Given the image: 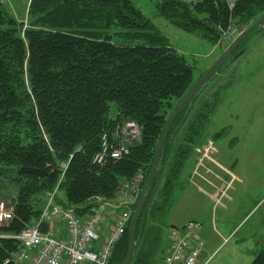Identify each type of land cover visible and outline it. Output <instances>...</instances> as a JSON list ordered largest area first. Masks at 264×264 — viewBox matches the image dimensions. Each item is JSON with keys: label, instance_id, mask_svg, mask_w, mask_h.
Returning <instances> with one entry per match:
<instances>
[{"label": "trees", "instance_id": "obj_1", "mask_svg": "<svg viewBox=\"0 0 264 264\" xmlns=\"http://www.w3.org/2000/svg\"><path fill=\"white\" fill-rule=\"evenodd\" d=\"M158 10L174 27L214 44L233 19H250V26L262 17L264 0H239L231 12L223 0L193 6L161 0ZM27 22L22 31L24 23L0 4V179L18 186L14 217L0 227V235H18L36 220L43 199L56 186L62 194L58 203L76 208L80 216L89 208L77 207L95 197L113 200L118 187L138 171L145 183L167 120L194 84L192 67L132 0H30ZM113 28L120 31L112 32ZM210 100L190 111L170 159L174 138L169 139L185 109L173 121L157 190L131 264H157L162 259L161 218L175 178L214 112ZM125 121L141 128L139 142L122 159L94 166L91 160L100 148L101 134H110ZM63 163L67 167L62 173ZM21 168L41 170L45 176L18 175ZM138 200L112 247L109 264H121L126 256ZM141 221L142 216L136 236ZM19 249L18 241L0 238V264H11L5 261ZM251 264H264V249Z\"/></svg>", "mask_w": 264, "mask_h": 264}, {"label": "rangeland", "instance_id": "obj_2", "mask_svg": "<svg viewBox=\"0 0 264 264\" xmlns=\"http://www.w3.org/2000/svg\"><path fill=\"white\" fill-rule=\"evenodd\" d=\"M2 1L0 0V3ZM27 1L25 0L20 8H24ZM160 1L132 0L155 28L167 38L169 46L183 56L192 67L194 83L221 57L228 47L230 33L237 34L251 23L250 19H233L225 30H221L220 37L214 44H210L195 34L174 27L163 18L158 10ZM29 3L30 0L27 2V7ZM20 19L23 21L18 19L17 21L24 23L22 28L24 31L29 23L24 15ZM113 31L120 30L113 28ZM208 99H211L209 104L213 103L215 106L214 112L199 136L195 138L191 154H194V148L198 147L197 145L209 139L214 141L219 150L218 158L219 163L224 167L223 170H229L230 159L237 158L238 164L251 172L244 182L249 192L245 195L241 190L234 197V189L240 186L233 181L230 183L223 181L224 193L217 196V203L212 208L209 200H206V195L211 194L212 188L197 177L190 176L193 163L190 156L184 169H180L179 175L175 178L168 211L166 210L161 218L167 227L170 226L171 219L175 217L182 221V218L194 216V219L208 225L215 218L218 221L221 215L234 221L244 212H249L244 209L249 203L250 206H254L255 195L264 194V28L248 33L235 52L222 64L219 72L198 95L194 107L200 108L202 102ZM113 111L114 107H112V113ZM179 133L175 134L172 145L170 144V159L174 157L181 143ZM63 165L67 163L60 165L62 173L65 171ZM213 170L223 180L230 179L222 170L221 172ZM214 176L207 175V180L214 182ZM198 189L199 193L196 192ZM54 191H56V198L60 200L62 194L57 186L52 192ZM17 194V184L8 179H0V198L15 199ZM227 196H232L233 199L230 202L226 201V209L221 211L220 199ZM46 197L43 199L44 202ZM38 218L26 227L34 226ZM8 225L9 223L2 224L0 227ZM204 242L209 250L219 243L211 232ZM227 242L219 246L206 264H251L256 254L264 249V197L236 227Z\"/></svg>", "mask_w": 264, "mask_h": 264}, {"label": "built area", "instance_id": "obj_3", "mask_svg": "<svg viewBox=\"0 0 264 264\" xmlns=\"http://www.w3.org/2000/svg\"><path fill=\"white\" fill-rule=\"evenodd\" d=\"M196 5L203 0H181ZM229 11L238 0H223ZM231 32L230 34H232ZM141 137V128L134 121L116 125L112 132L102 133L100 148L91 163L103 167L107 161H117L127 156ZM213 143L201 148L197 170L205 169L204 162H212ZM67 165H63L65 170ZM208 169H205L207 172ZM144 182L138 171L130 181L117 189L116 203L111 204L94 198L91 207L82 215L76 208H64L56 198V191L47 195L37 223L25 227L18 235L0 236L20 243V249L10 255L5 263L11 264H109L113 245L122 237L130 220L131 207L136 203ZM15 202L0 198V225L14 217ZM105 217L111 219L108 232L102 233ZM199 222H189L182 230H173L168 253L159 264H199V256L205 245L198 236Z\"/></svg>", "mask_w": 264, "mask_h": 264}, {"label": "crops", "instance_id": "obj_4", "mask_svg": "<svg viewBox=\"0 0 264 264\" xmlns=\"http://www.w3.org/2000/svg\"><path fill=\"white\" fill-rule=\"evenodd\" d=\"M25 0H3L2 1V6L7 10V12L16 18V20H20L23 21L22 16H25V19L27 17V12H28V7H27V1L25 3L24 8H20V6L23 5ZM218 135V134H217ZM212 142L213 146H214V154L212 155V162H204L203 167H205V169H208L207 172H205V169L202 170H197L199 168L196 169L197 165V160L200 156V152H201V148L203 146H205L206 144ZM198 147L194 148V154L191 155L190 158L193 159V163H192V167L190 170V176L191 177H197L200 181L208 184L211 188V194L206 195V200H209V202L212 205V208L214 207V204H216L217 202V196L221 193V195L224 193V189L222 188L224 185L223 181L230 183V181H233V183H237L238 188L234 189V197L237 195V193L239 191H243V194H247L249 192V188H247L244 184L245 182V178H248V174L251 172H248L246 169L242 168V166H240L237 162V158H235L234 160L230 159V168L229 170H223L224 167L221 166V164L219 163V150L217 149V147L215 146V142L212 140H207L199 145H197ZM189 158V159H190ZM189 161V160H188ZM187 161V162H188ZM187 162L184 164V167L186 166ZM213 169L216 170H222L226 175H228V177H230V179H225L223 180L219 175H217L215 173V171ZM228 171V173H227ZM221 172V171H220ZM207 175H215L213 178L214 182H210L209 180H207ZM222 181V182H221ZM226 185V184H225ZM196 192H200V190H196ZM264 197L263 195H255V202L253 203L254 206H250V203L244 208L249 210V212H244L241 217L237 218L234 221H231V218H227L223 215H221V218H219V220L217 221V219L215 218L214 220H212V222L208 225L203 223V221H200L198 219H194V216H187L186 218H182V221H180V219L178 217H175L173 219H171V223L170 226L167 227L165 226L163 228L164 230V242L162 243V246L160 247V249L162 250L163 254H162V259L163 256H165L168 253V247L170 244V236L173 230H182L187 223L189 222H199L200 223V228L198 230V236L202 239L205 240V238H208V234L209 232H211V234L214 236V238H216L219 243L212 249L209 250V248L205 245V248L202 249V252L199 256V260L198 263L199 264H206L207 261L210 259V257L216 252V250L219 248L220 245H223L224 243L227 242V240L230 238V236L234 233L236 227L242 223V221L245 219V217L254 209L255 205H257ZM119 196H117L115 199H113L112 201H110L111 204L116 203V200H118ZM253 198V197H252ZM233 197L232 196H227L224 197L222 199H220L219 202V206H220V210L223 211L226 209L225 203L226 201L230 202L232 201ZM251 200V198H250ZM249 200V201H250ZM168 211V210H167ZM244 211V210H243ZM198 217V216H196ZM101 231L102 233H106L109 231L110 227H111V219L109 217H105L103 223L101 224ZM228 243V242H227ZM210 247V246H209ZM162 259H159L158 263L159 264L161 262Z\"/></svg>", "mask_w": 264, "mask_h": 264}, {"label": "water", "instance_id": "obj_5", "mask_svg": "<svg viewBox=\"0 0 264 264\" xmlns=\"http://www.w3.org/2000/svg\"><path fill=\"white\" fill-rule=\"evenodd\" d=\"M264 28V15L260 17L257 21H255L253 24L245 28L243 31H241L228 45V47L225 49L221 57L201 76V78L196 81L192 87L188 90V92L184 95L182 100L174 107L172 110L167 123L164 127V130L162 132V135L160 137V140L158 142L155 155L153 158L152 165L150 167L148 177L146 179V182L144 183L141 193L139 196V200L137 203V206L135 210L132 213L131 221L129 223L128 228V248L126 256L121 264H131L136 249L138 247V244L141 240L148 207L150 205L151 200L155 196L156 190H157V183L160 179V172L163 168V151L166 146V140L169 135L171 126L173 124V121L175 120L177 114L179 111L185 109V113L183 114L182 119L180 120L177 127L173 130L171 137L169 139V142H172L173 137L175 134L182 128L187 116L189 115L190 111L193 109L195 101L198 97V95L202 92V90L207 86V84L214 78V76L219 72L220 67L222 64L235 52V50L238 48V46L241 44L243 39L248 35V33ZM243 53V52H242ZM241 53V54H242ZM18 175L21 174H30L34 175L38 178H43L45 176V172L37 169L32 168H21L17 171ZM158 179L156 184L154 183L155 179ZM151 194V196H150ZM150 196V198H149ZM142 216V221L140 224V230L138 232V235L136 236V228L138 224V220Z\"/></svg>", "mask_w": 264, "mask_h": 264}]
</instances>
